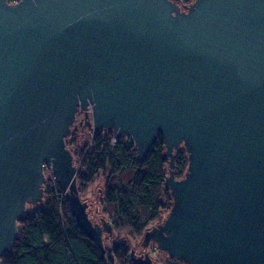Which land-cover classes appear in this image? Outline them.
Listing matches in <instances>:
<instances>
[{"label":"water","instance_id":"water-1","mask_svg":"<svg viewBox=\"0 0 264 264\" xmlns=\"http://www.w3.org/2000/svg\"><path fill=\"white\" fill-rule=\"evenodd\" d=\"M183 8L0 0V258L26 206L42 203L45 169L80 232L102 252L104 232L114 243L112 226L90 219L65 145L83 112L93 134L132 140L139 161L163 140L172 206L130 264H154L142 254L150 243L184 264H264V0ZM181 147L187 168L175 179Z\"/></svg>","mask_w":264,"mask_h":264},{"label":"trees","instance_id":"trees-1","mask_svg":"<svg viewBox=\"0 0 264 264\" xmlns=\"http://www.w3.org/2000/svg\"><path fill=\"white\" fill-rule=\"evenodd\" d=\"M7 1L13 4L19 0ZM191 2L178 0L184 6ZM76 135L74 130L70 131L65 145L73 161L80 162L76 173L80 198L103 175L100 205L113 233L141 238L172 206L170 192L164 187L168 159L164 157L161 136H157L152 150L139 161L134 145H126L123 138L113 139V131L91 134L89 143ZM174 164V177L181 179L187 168V155L182 147ZM0 264H130V261L129 249L122 242H114L102 252L80 232L54 180L44 185L43 202L33 210L28 209L18 222V239L12 252L0 258ZM167 264L184 263L168 258Z\"/></svg>","mask_w":264,"mask_h":264},{"label":"rangeland","instance_id":"rangeland-1","mask_svg":"<svg viewBox=\"0 0 264 264\" xmlns=\"http://www.w3.org/2000/svg\"><path fill=\"white\" fill-rule=\"evenodd\" d=\"M190 4V3H189ZM189 4H186V5H189ZM178 5L181 7V10H184L183 6L184 4H181V3H178ZM183 5V6H182ZM83 113V112H81ZM77 127V120L76 122L74 123V126L71 128V132L74 130L77 135L76 137L78 138H81V140H85L86 142H90L91 140V134L92 132H90L87 128L86 129H79L78 130H75L74 127ZM76 162V163H75ZM74 165L76 167V169L78 170L79 169V165H80V162H77L76 160L74 161ZM168 175V174H167ZM51 172L50 170L48 169H45L44 170V177H45V184L47 183H51L52 181H54L52 178H51ZM51 181V182H50ZM104 181H105V177L103 175H99L95 180L94 182L89 186L87 187L86 189V192L85 194L82 196V200L83 201H86V203L89 205V203H91V206H89L88 208V214H89V217L90 219L94 222L96 220L97 223H100V219H99V216L102 217L104 220H106V222L109 224V220L106 216L103 215L102 213V206L100 205V195H96V188H100L101 191L104 187ZM44 184V185H45ZM44 188V187H43ZM96 198V199H95ZM43 202V201H42ZM95 202H96V209H97V214H96V217H95ZM30 205V206H29ZM27 205L26 207V210H33L35 209L39 204H29ZM169 212H164L162 213L160 219L158 222H155L154 224L150 225L151 226H154L156 225V223L158 224L159 222L161 223L168 215ZM149 227V228H150ZM111 236L113 237V241L118 243V242H122L125 246L128 247L129 249V253H130V250L131 248H136V246H139V243H141V239L143 238V236L141 238H132L130 237L128 234L126 233H122L120 235H115L112 231V234ZM117 236V237H116ZM111 240V237L107 235V233H103V246L105 249H110L112 247V241ZM144 252H148L151 259L153 260L154 264H167L168 262V256L167 254H165L164 252H161V251H158L155 247V244L154 243H150L149 247L147 249H143L142 250V254ZM140 253V249H136V254H139ZM172 259V258H171Z\"/></svg>","mask_w":264,"mask_h":264},{"label":"flooded vegetation","instance_id":"flooded-vegetation-1","mask_svg":"<svg viewBox=\"0 0 264 264\" xmlns=\"http://www.w3.org/2000/svg\"><path fill=\"white\" fill-rule=\"evenodd\" d=\"M77 120V127L75 126V130L86 129L87 128V120L85 119V114L81 112L76 113L75 122ZM88 129V128H87Z\"/></svg>","mask_w":264,"mask_h":264},{"label":"built area","instance_id":"built-area-1","mask_svg":"<svg viewBox=\"0 0 264 264\" xmlns=\"http://www.w3.org/2000/svg\"><path fill=\"white\" fill-rule=\"evenodd\" d=\"M92 134H93V133H92ZM122 138L125 139V140L127 141L126 145H129V144H132V145H133L132 140L128 139L127 137H122ZM113 139H118V138H115V136H114ZM113 141H115V140H113ZM50 172H51V170H50ZM51 175H52L51 178H52L53 180L56 181V178H55V176L52 174V172H51Z\"/></svg>","mask_w":264,"mask_h":264}]
</instances>
